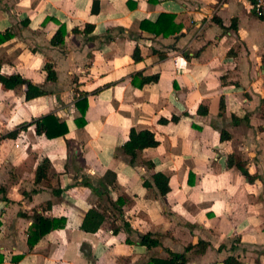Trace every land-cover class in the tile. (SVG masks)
<instances>
[{
	"label": "crops",
	"instance_id": "obj_1",
	"mask_svg": "<svg viewBox=\"0 0 264 264\" xmlns=\"http://www.w3.org/2000/svg\"><path fill=\"white\" fill-rule=\"evenodd\" d=\"M253 1L0 0L1 72L45 91L27 99L26 84L0 83L1 264H159L168 250L190 264H264V19ZM48 114L65 135L32 124L5 136ZM132 128L159 141L133 163L121 150ZM36 211L66 224L30 247ZM146 233L160 245L141 244Z\"/></svg>",
	"mask_w": 264,
	"mask_h": 264
},
{
	"label": "trees",
	"instance_id": "obj_2",
	"mask_svg": "<svg viewBox=\"0 0 264 264\" xmlns=\"http://www.w3.org/2000/svg\"><path fill=\"white\" fill-rule=\"evenodd\" d=\"M86 28H89L86 26ZM86 30V29H85ZM66 35V28L64 25H61L57 30L56 34L52 38V44L60 45L64 43V38ZM10 35H5L0 33V44L8 39ZM141 54L138 48L134 51V59L140 60ZM45 69L47 70L48 76L47 78L50 80H55L57 78L56 72L54 70L53 64L47 62L45 65ZM159 76H149L144 77L142 83H147L150 81L158 80ZM0 83L2 84L4 89H14L20 84H26L27 92L26 98L32 99L37 96L43 95L45 93L44 90L39 88L37 85L33 84L31 81L22 77L19 73L5 75L1 72V64H0ZM174 120H177V117H173ZM166 121V120H163ZM36 125V132L38 134L44 133L48 138H54L61 135H65L68 131V128L64 122H61L58 117L53 114H48L46 116L33 119L31 122H24L20 124L15 130L9 132L5 136L16 137L18 131L20 129H25L29 125ZM228 136V133L225 130L221 132V138L225 139ZM159 144V141L156 139L154 132L149 129L137 130L132 128L130 130L129 139L121 146L122 152L129 156L130 162L133 163L137 158L138 153L143 151L149 147H155ZM234 156V155H230ZM231 163V161H230ZM51 163L48 158H45L43 162L39 165L36 170L35 182H40L42 179L47 178L48 172L50 171ZM247 177L250 176L246 173ZM154 183L159 188L162 195H166L170 190L169 186V177L163 173L154 174ZM147 186H151L150 182L145 181ZM121 198L118 199V203H123ZM51 205V203H48ZM122 210V208L120 209ZM123 211V210H122ZM34 222L30 228L28 235V243L30 247H33L44 235L48 234L52 230L60 227H64L66 224L65 218H50L44 216L42 213H38L37 211L34 214ZM127 231H131V226L129 223H125ZM141 244L146 245L148 248L155 247L160 245V241L153 236L152 233H146L141 236L140 239ZM200 245H204L203 248L207 245L206 242H200ZM192 246H189L187 249H190ZM169 256L166 259L159 261V264H190L186 258L184 253H178L168 250ZM3 258H0V264L2 263ZM146 264H158L157 262L149 261ZM211 264H219V263H211ZM224 264H243L238 258L235 256H229L225 259Z\"/></svg>",
	"mask_w": 264,
	"mask_h": 264
},
{
	"label": "built area",
	"instance_id": "obj_3",
	"mask_svg": "<svg viewBox=\"0 0 264 264\" xmlns=\"http://www.w3.org/2000/svg\"><path fill=\"white\" fill-rule=\"evenodd\" d=\"M252 8L256 15L264 19V0H254Z\"/></svg>",
	"mask_w": 264,
	"mask_h": 264
}]
</instances>
